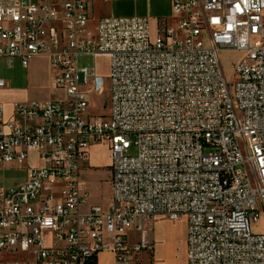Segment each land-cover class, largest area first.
Listing matches in <instances>:
<instances>
[{
    "label": "built area",
    "instance_id": "built-area-1",
    "mask_svg": "<svg viewBox=\"0 0 264 264\" xmlns=\"http://www.w3.org/2000/svg\"><path fill=\"white\" fill-rule=\"evenodd\" d=\"M93 1L0 0V57L29 67L47 56L64 92L14 102L11 119L0 104V171L24 166L30 151L41 161L0 187V251L27 253V264H96L110 251L136 264L145 226L163 215L186 217L188 264H264L254 229L264 218V0H173L174 24L153 38L146 16L92 27ZM225 50L241 52L230 79ZM80 55L110 59L109 115L89 113L106 83ZM102 142L111 205L82 211L80 172Z\"/></svg>",
    "mask_w": 264,
    "mask_h": 264
},
{
    "label": "crops",
    "instance_id": "crops-1",
    "mask_svg": "<svg viewBox=\"0 0 264 264\" xmlns=\"http://www.w3.org/2000/svg\"><path fill=\"white\" fill-rule=\"evenodd\" d=\"M111 2V8L109 7L101 17L106 15L146 16L149 18L151 36L153 37L157 36L159 28L163 24L171 25L175 22L173 0H111ZM40 57L42 58V56L34 58L31 63L36 62ZM16 59L13 65H9L7 58L0 57V78L7 82L4 87L0 88V104L5 110L6 119L12 118L14 102L35 100V68L30 69L21 63L18 68L19 75L12 76L10 74L11 70L15 69ZM20 71H24V73L21 74ZM51 76L53 79V73ZM30 154L36 155L38 158L37 151H30L29 156ZM111 164L109 143L93 144L90 148L88 164L80 172L82 188L88 193L87 202L81 206L82 211H88L93 205H99L105 210L110 207L112 200ZM29 166L26 161L22 167L28 170ZM105 183L108 186L102 192L100 184ZM257 225H261L263 228L256 229ZM147 229L149 248L139 253L135 261L136 264H188V221L186 217L172 220L163 215H156L148 221ZM254 229L264 231V218L254 225ZM128 238L129 243L134 244L138 238V231L135 227L130 230ZM30 259L29 254L20 251H0V264H9L14 260H21L27 264L26 262ZM96 264L120 263L116 262L113 252L104 251L97 255Z\"/></svg>",
    "mask_w": 264,
    "mask_h": 264
},
{
    "label": "rangeland",
    "instance_id": "rangeland-1",
    "mask_svg": "<svg viewBox=\"0 0 264 264\" xmlns=\"http://www.w3.org/2000/svg\"><path fill=\"white\" fill-rule=\"evenodd\" d=\"M111 0H95L91 6V25L95 27L97 20L102 14L106 13L109 7L111 8ZM153 38V36H152ZM241 56V52L233 50H225L221 53L222 62L225 68L227 77L230 79L233 76L234 63ZM80 67H93L95 66L97 72L101 74L105 79V88L102 92L93 94L91 96L89 113L92 115H109L110 107V89H109V70H110V59L107 55H80L79 56ZM21 65L20 59L17 58L15 61V69L11 70L12 76L19 75V66ZM30 69L35 68V100L44 101L49 98H60L64 96L62 90H58L53 86L51 69L49 67V60L47 56L38 58L36 62L29 65ZM21 74L24 71H20ZM135 148H131L130 153H134ZM33 163H37L34 164ZM41 161L36 155L30 154L27 159V164L30 166L40 165ZM27 178V169L18 165L7 167L0 171V187H11L15 184L22 183ZM108 184H100V190L104 192L107 189ZM166 217V216H165ZM256 229H262L261 225H257ZM147 229V226H145ZM139 236V231H138ZM135 239V237H132Z\"/></svg>",
    "mask_w": 264,
    "mask_h": 264
},
{
    "label": "clouds",
    "instance_id": "clouds-1",
    "mask_svg": "<svg viewBox=\"0 0 264 264\" xmlns=\"http://www.w3.org/2000/svg\"><path fill=\"white\" fill-rule=\"evenodd\" d=\"M50 222V221H49Z\"/></svg>",
    "mask_w": 264,
    "mask_h": 264
}]
</instances>
